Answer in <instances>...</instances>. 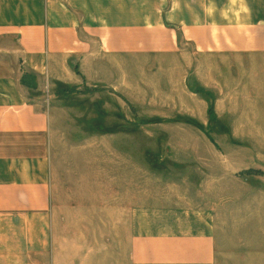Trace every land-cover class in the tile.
<instances>
[{
	"label": "crops",
	"instance_id": "0c3cea01",
	"mask_svg": "<svg viewBox=\"0 0 264 264\" xmlns=\"http://www.w3.org/2000/svg\"><path fill=\"white\" fill-rule=\"evenodd\" d=\"M194 54L264 61V0H0V264H217L202 211L131 207L125 240L123 222L106 216L118 197L99 195L97 246L69 241L65 257L53 210L49 88L187 70ZM24 74L35 76L34 88Z\"/></svg>",
	"mask_w": 264,
	"mask_h": 264
},
{
	"label": "rangeland",
	"instance_id": "374dc122",
	"mask_svg": "<svg viewBox=\"0 0 264 264\" xmlns=\"http://www.w3.org/2000/svg\"><path fill=\"white\" fill-rule=\"evenodd\" d=\"M191 58L187 70H128L112 84L49 88L53 210L65 257L69 241L97 246L92 204L106 195L118 197L106 216L123 222L125 240L126 209L187 207L213 224L217 264H264V61ZM104 232L111 249L114 229Z\"/></svg>",
	"mask_w": 264,
	"mask_h": 264
},
{
	"label": "trees",
	"instance_id": "16d2710c",
	"mask_svg": "<svg viewBox=\"0 0 264 264\" xmlns=\"http://www.w3.org/2000/svg\"><path fill=\"white\" fill-rule=\"evenodd\" d=\"M33 77H35V76L32 74H24L22 77V80H21L22 84L27 86V87L34 88L35 87V81L33 80ZM199 92H203V90L200 88ZM210 112L212 113V107H210Z\"/></svg>",
	"mask_w": 264,
	"mask_h": 264
}]
</instances>
